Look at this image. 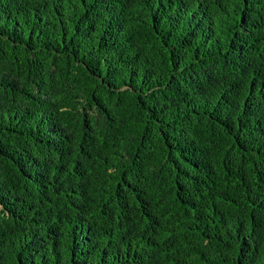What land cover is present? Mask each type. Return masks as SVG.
<instances>
[{"label":"trees","instance_id":"obj_1","mask_svg":"<svg viewBox=\"0 0 264 264\" xmlns=\"http://www.w3.org/2000/svg\"><path fill=\"white\" fill-rule=\"evenodd\" d=\"M0 264H264V0H0Z\"/></svg>","mask_w":264,"mask_h":264}]
</instances>
